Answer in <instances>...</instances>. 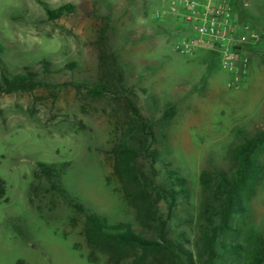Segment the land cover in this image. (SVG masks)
Here are the masks:
<instances>
[{
    "label": "rangeland",
    "instance_id": "374dc122",
    "mask_svg": "<svg viewBox=\"0 0 264 264\" xmlns=\"http://www.w3.org/2000/svg\"><path fill=\"white\" fill-rule=\"evenodd\" d=\"M241 1L264 35V0ZM65 4L75 12L48 17L46 8ZM163 7L161 0H0V81L29 67L49 83L0 90L8 197L0 199V264H176L90 234L87 213L147 237L157 236L162 219L167 239L181 241L194 264H208L203 230L219 219L221 178L239 167L236 148L264 130V42L241 86L228 89L218 59L175 51L186 24L157 18ZM99 85L110 89L98 95ZM253 169L217 241L219 264L258 257L264 264V143ZM170 187L177 192L167 217Z\"/></svg>",
    "mask_w": 264,
    "mask_h": 264
},
{
    "label": "trees",
    "instance_id": "16d2710c",
    "mask_svg": "<svg viewBox=\"0 0 264 264\" xmlns=\"http://www.w3.org/2000/svg\"><path fill=\"white\" fill-rule=\"evenodd\" d=\"M241 0L238 1L236 9L240 14L242 19H249L251 21L252 16L242 7ZM76 5L74 4H65L57 8L50 9L46 8L48 17L50 19L58 18L64 15L71 14L75 12ZM154 24L164 31H167L168 28L164 26L166 20L164 19H152ZM252 22V21H251ZM253 23V22H252ZM254 24V23H253ZM255 25V24H254ZM178 26V25H177ZM208 58L210 61H216V57L213 53L207 52ZM49 85L46 80L39 76V74L29 67H26V70L23 73H17L14 75H1L0 81V90L7 92L15 90L31 91L39 87H44ZM110 89L109 85H99L96 87L95 92L98 95H101ZM132 110L135 114L139 113V109L135 104L132 103ZM172 110L166 111L170 113ZM146 140L149 138V143L153 139V133H145ZM264 143V130H262L257 135L247 138L245 142L236 148V156L239 159V167L235 172L231 174L230 177L223 176L221 178V185L225 188L223 206L220 210L218 221H211L206 229L203 230V242L205 251L208 254L207 262L208 264H219L217 259L219 258V253L216 249V244L218 239L224 234L228 229L230 215L233 209V206L236 201L237 191L241 188L247 181L249 175L253 172V155L256 152L257 148ZM172 186V185H171ZM176 190L173 187H170V192L165 190V197L168 199L167 207V217L170 216L173 204L176 197ZM6 181L0 177V199L7 200L6 197ZM168 193V195L166 194ZM80 210H83L81 206L78 207ZM147 206L140 207L141 218L144 221L149 220L147 217ZM157 218V217H156ZM87 228L90 234L99 235L107 239L113 240L118 245L124 247H133L136 249H142L145 251H154L158 253H163L168 258L172 259L176 264H194L193 254L189 252L186 247L181 243V241H173L167 239L165 236V224L166 221L161 219V224L158 226V233L156 237H147L140 231L135 230L130 225L117 224L116 226L109 225L106 222V219L98 214L87 213ZM237 247L234 245H227L226 253L233 252ZM263 261L261 257H258L257 263L260 264ZM230 264V263H229Z\"/></svg>",
    "mask_w": 264,
    "mask_h": 264
},
{
    "label": "built area",
    "instance_id": "2783aa9c",
    "mask_svg": "<svg viewBox=\"0 0 264 264\" xmlns=\"http://www.w3.org/2000/svg\"><path fill=\"white\" fill-rule=\"evenodd\" d=\"M164 7L155 12L183 20L186 34L173 44L176 52L194 55L211 52L228 73V89H238L248 74L253 56L264 42V35L249 20L242 19L236 6L239 0H161ZM248 5V3H245Z\"/></svg>",
    "mask_w": 264,
    "mask_h": 264
}]
</instances>
